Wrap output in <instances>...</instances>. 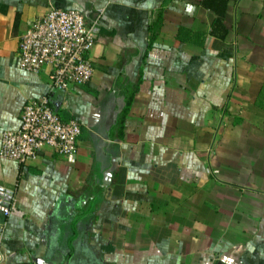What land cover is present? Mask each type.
Returning <instances> with one entry per match:
<instances>
[{
    "label": "crops",
    "instance_id": "obj_1",
    "mask_svg": "<svg viewBox=\"0 0 264 264\" xmlns=\"http://www.w3.org/2000/svg\"><path fill=\"white\" fill-rule=\"evenodd\" d=\"M51 5L103 12L68 92L20 66ZM40 98L78 157L0 159V264H264V0H0V146Z\"/></svg>",
    "mask_w": 264,
    "mask_h": 264
},
{
    "label": "built area",
    "instance_id": "obj_2",
    "mask_svg": "<svg viewBox=\"0 0 264 264\" xmlns=\"http://www.w3.org/2000/svg\"><path fill=\"white\" fill-rule=\"evenodd\" d=\"M102 14L90 20L78 10L51 5L20 38L21 68L33 73L51 68L54 91L88 84L96 71L91 54L102 31ZM81 130L78 121L62 120L48 98L31 100L23 108L20 128L3 133L0 159L28 164L48 146L67 162L76 163ZM14 196V189L0 185V206L6 215Z\"/></svg>",
    "mask_w": 264,
    "mask_h": 264
}]
</instances>
